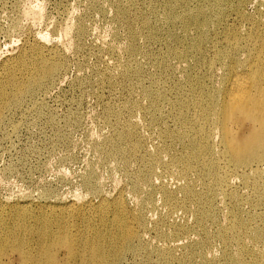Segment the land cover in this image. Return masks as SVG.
Instances as JSON below:
<instances>
[{"label":"rangeland","instance_id":"374dc122","mask_svg":"<svg viewBox=\"0 0 264 264\" xmlns=\"http://www.w3.org/2000/svg\"><path fill=\"white\" fill-rule=\"evenodd\" d=\"M163 1L0 0V72H4L6 64H16L24 52L32 54L36 45L47 57L65 62L57 83L36 91L21 107L6 111L0 122V208L4 215L11 213L13 205L29 203L33 212L26 220L27 225L38 226L48 217L52 220V232L60 233L57 237L69 235L79 240L87 234L82 232L86 226L83 217L49 215L42 206L48 202L70 204L76 199L79 205L89 200L96 204L100 201V191L112 195L122 192L131 206L127 212L130 220L134 219L133 206L138 197L146 200L142 210L153 213L156 218L155 223H137V231L148 228L153 243L183 242L182 236L177 235L180 231L171 228L168 220L161 219V213H166L168 206L158 188L149 200L145 191L150 188L149 182L142 180L138 195L134 182L139 171H147L144 158L151 156L150 152L161 148L164 159L171 160L175 154L180 156L191 151V147L173 143L166 136V132L176 131L183 125L179 110L182 98L217 91L228 78L227 66H233L237 60L251 64L253 46L248 44L247 37L263 29L264 0H223L221 12L209 15L215 26L204 31L202 51L189 48L192 40L202 34L197 26L186 31L179 20H166ZM210 3L211 0H192L188 10L196 11L203 5L211 12ZM120 6L128 8L130 21L127 22H130L129 28L134 26L135 40L130 39L124 20L118 18ZM31 8L41 9V14L36 18L27 17L26 12ZM141 14L151 22L150 29L145 28ZM199 20L202 22L204 18ZM79 25L85 27V34L78 33ZM155 29H159V34L150 38ZM228 31L239 38L229 39ZM236 43L241 44L240 50L235 47ZM132 45H139L141 51L132 53ZM188 49V57H178L177 53ZM217 53L221 58L216 60ZM109 109L123 110L119 119L138 125L143 159H113L110 155L101 158L97 145L103 136L113 134L120 127L118 117L109 114ZM214 161L229 167L225 160L215 157ZM91 172L92 183L98 185V191L85 183ZM155 172L154 177L161 178L158 180L168 176H161L160 166ZM260 180L264 185V177ZM231 189L236 199L216 198L221 211L219 220L209 225V230L216 233L222 224H227L235 208L240 209L241 218L250 227L264 228L261 192L241 177L233 179ZM198 206V203L191 204L188 222H193ZM116 212L111 204L107 210L109 218L102 220L96 216L95 224L107 231ZM182 213L183 210L178 211L179 215ZM3 221L10 225L15 218ZM154 226L163 228L166 234L164 230L152 231ZM190 233L198 236L194 230ZM29 242L37 247V236H30ZM223 246L222 240L216 237L205 250L208 255H216L215 264L225 261ZM195 248L198 246L192 248L198 251ZM257 248L264 254V237ZM238 249L237 243L230 244V251ZM8 256L12 257L2 264H22L17 252L10 251ZM160 260L150 244H145L142 249L128 253L120 264H159ZM250 262L251 257L247 255L239 264ZM176 264L191 263L179 260Z\"/></svg>","mask_w":264,"mask_h":264},{"label":"bare ground","instance_id":"6f19581e","mask_svg":"<svg viewBox=\"0 0 264 264\" xmlns=\"http://www.w3.org/2000/svg\"><path fill=\"white\" fill-rule=\"evenodd\" d=\"M191 1L164 0V17L166 20H179L186 31L197 26L202 34L192 40L189 48L202 51L205 47L201 41L204 31L215 26L210 22L209 15L221 12L223 0H211L208 6L211 7V12L203 5L196 11L188 10ZM38 14H41V9L31 8L26 12L27 17L31 15L36 18ZM128 14L126 6L118 8L119 20H124L129 28ZM141 15L145 28L150 29L151 22L144 14ZM201 17L204 18L202 22L199 20ZM78 27V33L85 34V27ZM128 32L130 39L135 40L134 26ZM228 33L229 39L239 38L237 34ZM158 34L159 29H155L149 36L152 38ZM247 42L253 46L251 64L237 60L233 66H227L228 78L217 91L182 98L184 100L180 103L179 110L183 125L176 131L166 132V136L173 143L191 147V151L184 155L175 154L171 160H166L161 155V148H158L150 152L151 156L144 158L138 125L122 122L119 117L123 115V110H108L109 114L118 117L116 121L120 127L113 134L103 136V141L97 145L99 155L101 158L110 155L113 159L126 160L144 158L147 171L138 172L133 187L135 194L141 192L142 180L149 182L150 188L145 190L149 200L158 188L168 206V211L161 213V219L168 220L171 228L180 231L177 235L182 236V243L175 240L170 244L153 243L148 236V228L143 232L135 229L137 223L156 222L153 213L142 210V206L146 204L145 199H135L134 219L130 220L127 212L131 206L122 192L112 195L100 191V201L96 204L89 200L79 205L76 199L70 204L48 202L42 206V210L49 215L83 217L86 226L82 232L87 234L79 240L69 235L57 237L60 233L52 232V220L48 217L38 226L27 225L26 220L33 212L29 203L13 205L8 215H4L0 208V264L13 256H8L10 251L18 253L22 264H120L128 253L142 249L145 244H150L160 255L159 264H176L179 260L191 264H215L216 255H208L205 250L216 237L224 244L223 264H239L247 255L251 257L249 264H264V254L257 248L264 237V228L250 227V223L241 218L240 209L235 208L229 215L230 221L222 224L216 233L208 228L219 220L221 207L215 203L216 198L220 196L222 201L236 199L231 189L236 177H241L247 185L260 191L264 201V185L260 180V177H264V23L263 29L254 31L247 37ZM240 46V43L235 44L238 50ZM33 50L32 54L24 52L16 64H6L4 72H0V122L6 111L15 106L21 107L36 91L44 90L59 81L58 75L64 69L65 62L47 57L37 45ZM189 50L177 53L178 57H188ZM130 51H141V47L132 45ZM214 58L220 59L221 55L217 53ZM215 157L225 160L229 167L222 166L221 161H214ZM158 166L163 168L161 176L168 174L167 178L158 180L161 178L154 177L153 172L156 173ZM92 175L91 172L86 177L85 183L98 191V185L92 183ZM193 176L195 177L192 178ZM192 203H198L199 206L190 223L187 215ZM111 204H114L117 212L112 220V227L103 231L95 224V217L107 220V210ZM179 210H183L181 215L178 214ZM13 217L15 221L10 225L4 223L3 219ZM151 228L156 233L164 230L158 226ZM191 230L197 232L198 236L192 235ZM164 233L166 234V230ZM33 235L37 236V247L29 242V237ZM232 242L239 245L235 252L230 251ZM195 246H198L195 248L198 251L192 249Z\"/></svg>","mask_w":264,"mask_h":264}]
</instances>
